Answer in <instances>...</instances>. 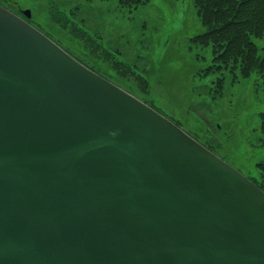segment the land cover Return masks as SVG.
I'll use <instances>...</instances> for the list:
<instances>
[{"label":"water","instance_id":"water-1","mask_svg":"<svg viewBox=\"0 0 264 264\" xmlns=\"http://www.w3.org/2000/svg\"><path fill=\"white\" fill-rule=\"evenodd\" d=\"M0 264H264V191L0 7Z\"/></svg>","mask_w":264,"mask_h":264},{"label":"rangeland","instance_id":"rangeland-1","mask_svg":"<svg viewBox=\"0 0 264 264\" xmlns=\"http://www.w3.org/2000/svg\"><path fill=\"white\" fill-rule=\"evenodd\" d=\"M12 1L15 12L29 9L30 20L86 67L258 180L264 93L255 73L220 69L211 46L197 40L205 27L193 0ZM257 38L253 42L264 45V33ZM217 79L222 86L216 91Z\"/></svg>","mask_w":264,"mask_h":264},{"label":"trees","instance_id":"trees-1","mask_svg":"<svg viewBox=\"0 0 264 264\" xmlns=\"http://www.w3.org/2000/svg\"><path fill=\"white\" fill-rule=\"evenodd\" d=\"M193 5L205 27L197 40L211 46L219 68L230 73L237 70L242 77L255 73L264 93V45L259 47L252 40L264 33V0H193ZM64 12L57 11L63 25L67 21ZM221 86V79L212 85L216 91ZM260 128L264 132V111ZM258 168V180H250L264 191V160Z\"/></svg>","mask_w":264,"mask_h":264},{"label":"bare ground","instance_id":"bare-ground-1","mask_svg":"<svg viewBox=\"0 0 264 264\" xmlns=\"http://www.w3.org/2000/svg\"><path fill=\"white\" fill-rule=\"evenodd\" d=\"M93 29L97 31L99 29V27L98 28L93 27Z\"/></svg>","mask_w":264,"mask_h":264}]
</instances>
